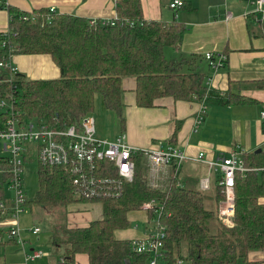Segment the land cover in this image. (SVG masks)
<instances>
[{
  "label": "trees",
  "instance_id": "trees-1",
  "mask_svg": "<svg viewBox=\"0 0 264 264\" xmlns=\"http://www.w3.org/2000/svg\"><path fill=\"white\" fill-rule=\"evenodd\" d=\"M116 2L114 24L98 19L92 25L84 17L55 13L48 18V8L22 11L0 0V8H7L10 14L8 33L0 32V61L9 53L49 54L61 72L54 79H30L24 73L12 75L9 69L0 68V100L12 95L22 121L36 119L60 126L92 113L99 96L103 110L114 111L123 125L122 82L126 76L136 77V102L140 107L155 106L156 100L165 96L202 101L209 90L206 79L211 76L196 66L202 55H194V61L165 56L166 47L180 43L182 23L145 19L141 0ZM181 7L194 8L191 2ZM257 25L264 37V19ZM207 94L209 105L213 92ZM216 97L224 104L249 100L231 91ZM9 117V111L0 109V130L6 128ZM178 129L179 124L175 136ZM242 157L251 170L235 174L233 225H225L219 217V204L225 198L219 183L214 196L182 186L178 183L179 171L172 166L165 185L159 181L155 186L143 153L133 157L134 179L123 184L121 194L99 199L77 195L70 169L39 164V189L27 204L67 207L81 201L103 203L102 219L86 227H65L63 234L54 232L52 254L60 264H76L78 253L88 254L89 264H150L148 253L134 251L135 239H120L116 233L128 229L131 213L141 211L142 205L152 199H157L161 207L158 219L165 227L164 257L158 264H176L177 256L192 264H259L250 258V252L264 250V170H255L264 167V149L243 150ZM11 169L9 156L0 154V201L6 199ZM98 170L101 176L117 174L112 163L98 162ZM209 199L215 201L214 208L206 206ZM148 212L150 219L155 217L153 211ZM4 232L0 228V236Z\"/></svg>",
  "mask_w": 264,
  "mask_h": 264
},
{
  "label": "crops",
  "instance_id": "crops-1",
  "mask_svg": "<svg viewBox=\"0 0 264 264\" xmlns=\"http://www.w3.org/2000/svg\"><path fill=\"white\" fill-rule=\"evenodd\" d=\"M145 19L159 20L167 24L180 22L184 26L182 39L176 46L165 48L168 59H193L202 55L196 66L209 75L206 79L208 88L213 95L208 100V110L201 126L196 130L195 119L201 108V101L175 99L171 96L160 97L155 106L140 107L136 102L135 76L123 78V114L125 122L114 111L104 110L103 113L116 125L124 130L128 141L139 148H157L161 144H175L194 157L204 152L206 157L216 159L221 154H229L234 148L245 152L257 151L264 147V37L258 22L251 16L254 10L253 0H183L191 2L193 9L171 7L174 0H141ZM22 11L55 7L56 14H71L86 19L113 20L118 14L116 0H7ZM231 13V18L227 14ZM10 14L7 8H0V32L9 30ZM224 52L228 56L227 64L215 70L205 59L206 52ZM170 54V55H169ZM12 62L30 79H54L60 77V69L49 54L16 53ZM234 92L248 98V101L235 104H224L216 95ZM100 98V96H99ZM97 98V100L99 99ZM97 103V102H96ZM177 124L179 129L174 135ZM178 183L188 186L196 183L201 188L202 180L209 179L210 188L203 190L216 194L218 174L210 171L203 162L186 160L178 172ZM166 179L162 180L163 185ZM188 184V185H185ZM10 204L11 197H6ZM264 202V197L261 198ZM47 205L32 207L27 204V211L19 216L17 223L21 228L24 244L10 238L6 232L0 236V264H60L52 254L53 234L63 229L86 227L92 221L102 219L104 206L100 201H81L68 205L62 212L63 216L52 223L45 214L53 209ZM28 209L30 211H28ZM25 215V216H24ZM24 216V218H23ZM26 217V220H25ZM147 218L143 210L131 213L128 229L116 233L120 239H139L145 235ZM141 220L144 229H139ZM15 219L10 216L0 219V228L13 226ZM43 223H47L52 231V240H44ZM40 227L41 231L34 234L31 228ZM138 237V238H137ZM49 242V243H48ZM45 249L46 255L35 260H27L29 252ZM51 249V250H50ZM250 258L264 264V250H253ZM76 264H89V255L78 253Z\"/></svg>",
  "mask_w": 264,
  "mask_h": 264
},
{
  "label": "built area",
  "instance_id": "built-area-1",
  "mask_svg": "<svg viewBox=\"0 0 264 264\" xmlns=\"http://www.w3.org/2000/svg\"><path fill=\"white\" fill-rule=\"evenodd\" d=\"M2 1L8 5L7 0ZM252 3L255 5L251 16L257 22L264 19V0H253ZM183 4V0H174L170 6L175 8ZM49 12L48 18L55 14V7H50ZM23 18L27 20L28 16L24 15ZM227 18H231V13L227 14ZM88 20L90 24L94 25L98 19ZM115 20L101 21L105 24H114ZM5 32L8 33V30ZM6 43L7 40L4 41V44ZM12 57L13 54L9 53L7 59L0 61V68L9 69L14 75L19 72V69L12 62ZM204 57L215 70L225 66L228 61V56L224 52L208 51ZM2 80L1 78L0 81ZM207 93L201 101V108L195 119L196 130L201 126L207 114ZM0 108L10 113L6 128L0 130V139L5 141L3 150L8 151L6 154L9 156L12 165V177L6 190L13 192L10 204L6 199L0 201V218L10 214L15 219L16 223L10 227L8 235L20 244H24L25 240L17 221L20 214L27 211L28 201L23 184L24 164L26 158L33 151H36L38 160L43 166H64L67 170L70 169L75 175L73 183L76 187V193L84 199L119 196L123 184L134 179L135 161L133 157L138 153H143L146 156L150 165V178L155 186H158L159 182L155 183L153 180L155 178L151 176H167L172 166L178 172L186 160L203 162L210 171L218 174V183L222 186V192L225 194V198L218 208L221 221L225 225H233L234 223L236 212L235 174L237 171L245 173L251 170L244 164L243 149L241 148H234L229 154L223 153L216 159L206 157L204 152L191 157L184 149L171 143L161 144L154 149L136 147L128 141L126 132L122 130L113 138L98 136L96 119L91 114L82 116L76 123L60 126L49 125L36 119L22 121L14 109L12 95L0 100ZM261 116L264 118V110L261 112ZM35 121H37V129H35ZM98 162L114 164L117 167L116 176H101L98 170ZM255 170H264V167ZM209 183L208 178L203 179L201 188L208 190L210 188ZM141 210L147 214L145 222L148 226L146 225L145 235L135 239L132 246L136 252L148 253L151 257L150 264H158L159 259L164 257L163 240L165 238V227L158 219L161 215V207L157 199H152L145 202ZM148 211H153L155 217L150 219ZM40 231V227L32 229L34 234ZM43 255L46 253L41 250H33L27 254L26 259L35 260ZM179 262L182 260L179 259L177 264Z\"/></svg>",
  "mask_w": 264,
  "mask_h": 264
},
{
  "label": "rangeland",
  "instance_id": "rangeland-1",
  "mask_svg": "<svg viewBox=\"0 0 264 264\" xmlns=\"http://www.w3.org/2000/svg\"><path fill=\"white\" fill-rule=\"evenodd\" d=\"M255 5V4H254ZM170 55V54H169ZM185 70H187V67L185 68ZM99 98V97H98ZM1 109V108H0ZM103 108H102V104H101V97L97 100V104L95 107V110L90 113L91 115L95 116L96 119V127H97V135L101 136L103 138H113L112 134L113 132L117 129V124L114 125L110 119L103 113ZM37 121H35V129L38 128V125L36 123ZM121 130H119L116 134H118ZM5 143V141L0 139V154H8L7 150H3V144ZM39 160L38 157L36 155V151H33L30 153V155L26 158L25 160V164H24V172H23V184H24V188L26 191V197L29 201H31L33 199V197L35 196L36 192L39 189ZM165 171L163 170V173ZM215 173V172H214ZM168 175V173H167ZM155 179L154 182L157 183L159 181H162L164 179H166V176L163 177H154L151 176ZM188 185V184H185ZM188 187H192V188H198L197 184L195 183H191L188 185ZM207 193V192H205ZM210 194V193H207ZM13 196V192L10 190H6V197H12ZM30 205L32 207H39L41 204H35L33 202H30ZM206 206L209 208H214L215 207V201L213 199H209L206 202ZM46 207V209H53L54 212L51 214L46 213L45 217L50 218L52 221V223H57V220L63 216L62 212L60 214H57V211H63L65 209V207L63 206H59V205H47V206H43ZM28 211H30L28 209ZM6 216H10V214H6ZM25 216V215H24ZM23 216V218H24ZM26 220V217H25ZM135 221L131 222L130 226H132V224L135 225ZM146 224V222H144ZM144 223L141 220V222L139 223V229H144ZM42 224V223H41ZM42 225H44V230H43V237L44 240H52V231L50 230L49 226L47 225V223H43ZM148 226V224H146ZM9 225L5 226L4 230L6 232V234H9ZM33 228H31L32 230ZM215 229V224H213V230ZM49 243V242H48ZM49 247L53 245L49 243L48 245ZM52 249V248H51ZM50 249V250H51ZM37 250H41L43 252H45L43 249H37ZM184 255L187 253L186 248L185 250H183ZM48 254V252H45ZM180 258L177 256V262ZM176 262V264H177ZM178 264H192L191 262H189L186 259H182V262H179ZM240 264V263H239Z\"/></svg>",
  "mask_w": 264,
  "mask_h": 264
},
{
  "label": "water",
  "instance_id": "water-1",
  "mask_svg": "<svg viewBox=\"0 0 264 264\" xmlns=\"http://www.w3.org/2000/svg\"><path fill=\"white\" fill-rule=\"evenodd\" d=\"M263 149H264V147L259 148V149L257 150V152H260V151H262Z\"/></svg>",
  "mask_w": 264,
  "mask_h": 264
}]
</instances>
